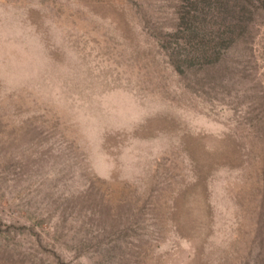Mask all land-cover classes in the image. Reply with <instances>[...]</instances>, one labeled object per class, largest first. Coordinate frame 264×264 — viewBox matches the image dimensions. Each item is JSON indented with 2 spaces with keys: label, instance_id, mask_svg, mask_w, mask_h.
Returning <instances> with one entry per match:
<instances>
[{
  "label": "rangeland",
  "instance_id": "1",
  "mask_svg": "<svg viewBox=\"0 0 264 264\" xmlns=\"http://www.w3.org/2000/svg\"><path fill=\"white\" fill-rule=\"evenodd\" d=\"M0 264H264V0H0Z\"/></svg>",
  "mask_w": 264,
  "mask_h": 264
}]
</instances>
